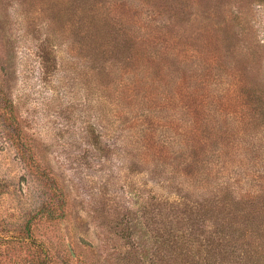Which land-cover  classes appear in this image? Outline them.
I'll return each mask as SVG.
<instances>
[{
	"label": "rangeland",
	"instance_id": "1",
	"mask_svg": "<svg viewBox=\"0 0 264 264\" xmlns=\"http://www.w3.org/2000/svg\"><path fill=\"white\" fill-rule=\"evenodd\" d=\"M209 146L264 186V0H0V264H162Z\"/></svg>",
	"mask_w": 264,
	"mask_h": 264
},
{
	"label": "trees",
	"instance_id": "2",
	"mask_svg": "<svg viewBox=\"0 0 264 264\" xmlns=\"http://www.w3.org/2000/svg\"><path fill=\"white\" fill-rule=\"evenodd\" d=\"M248 147L255 150L258 143L253 142ZM224 148L217 146L210 156L212 147L209 146L206 153L202 154L203 160L208 158L207 161L201 163L198 158H193L194 161L187 162L188 167L196 169V173H205L206 182L210 186L209 191L195 192L191 190L189 180L186 182L185 179H180L182 183L180 188L186 189V193L162 195L165 205L168 206L169 202L183 204L187 207L183 213L188 217L202 219L205 216L207 219L203 218L202 221L210 222L207 223L210 226L208 230L199 232L194 227L195 224H192L191 229L181 233L176 232L172 239L165 237L163 245L166 254L162 264H264V227L246 223L241 219V216L246 214L241 206L242 203L246 201L253 205L257 202L256 199L264 193V186L241 191V188L243 189L239 186V182H243L241 177L235 178L237 180L234 181L226 179L224 173H228L231 166L238 172L244 173L242 169L244 163L238 162L235 158L231 163L227 157L222 160V156H226L227 153ZM230 148L228 147L229 153ZM200 150H202L200 147L196 148L193 154L199 153ZM231 151L235 152L234 147ZM146 162L149 171L164 168L165 165L160 157L153 161L152 165L149 161ZM184 194L195 196L194 202L190 203L187 198L183 200ZM38 212L52 219L58 216L57 209L50 204L43 205ZM27 226L25 236L19 239L34 244L33 246L39 251H46L44 243L33 236L31 225ZM234 255L237 258L233 259Z\"/></svg>",
	"mask_w": 264,
	"mask_h": 264
}]
</instances>
